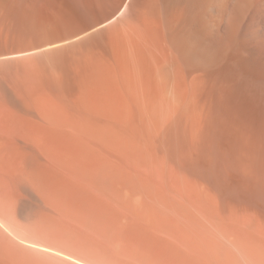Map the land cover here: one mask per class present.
I'll return each mask as SVG.
<instances>
[{
	"label": "bare ground",
	"instance_id": "6f19581e",
	"mask_svg": "<svg viewBox=\"0 0 264 264\" xmlns=\"http://www.w3.org/2000/svg\"><path fill=\"white\" fill-rule=\"evenodd\" d=\"M259 119L264 0H0V264L223 263Z\"/></svg>",
	"mask_w": 264,
	"mask_h": 264
},
{
	"label": "rangeland",
	"instance_id": "374dc122",
	"mask_svg": "<svg viewBox=\"0 0 264 264\" xmlns=\"http://www.w3.org/2000/svg\"><path fill=\"white\" fill-rule=\"evenodd\" d=\"M260 121V122H259ZM259 121L258 120H256V125L257 126H260L261 124V127H259V129H257V131L254 133V134H256V136L254 135L253 136V144H255L254 145V154H257V155H255L254 157H256V158H254L253 160H254V164H252L251 163V165L249 166V168L252 170H250V169H248V167H246L247 168V170L245 169V167H242V168H240L239 170L241 171V172H243V170L245 169L246 170V172L244 171L243 172V175L240 173V171H239V175L238 176H240L239 178H240V180L239 181H236L235 179H232V180H230L229 182H226L227 184H224V188H225V191H226V193H225V191H224V195H225V197H230V199L228 200H226V198H225V200H224V198H223V200L226 202L225 203V207H227V208H225V212H226V210H228L229 208L234 212V214H233V216L234 217H236L238 214L240 215H238L237 216V218H239V220H241V222L239 223V227L241 228V230H240V228H238L237 226H238V223H237V225L234 227V223H231L230 224V226L231 225H233V227H232V230H229V227H228V229H227V231H224V236H223V244H224V248H226L227 247V245H228V248L225 250V253H226V256H225V254H223L222 256H224L225 258L227 257V253H229V251L230 252H232L233 250H236L237 252H238V250L239 251H241V244H238V240H237V243H235V237L237 236V237H239L238 239H239V241H240V238L241 239H243V242L242 243H245V241H248V239H247V236L248 235H246L247 234V232L248 231H243V228L242 227H244V225L246 226V225H254V229H258L256 226H258V227H260L259 228V230L260 231H264V129L262 130L261 128H262V126H264V121L263 120H260L259 119ZM258 122V123H257ZM262 122V123H261ZM264 128V127H263ZM260 132V133H259ZM262 135V136H261ZM255 139V140H254ZM258 139V140H257ZM259 156V157H258ZM255 161H257V162H255ZM251 172H249V171ZM248 171V172H247ZM245 173L247 174H249V176H251V177H249L248 176V174H247V176L244 178V175H245ZM242 175V176H241ZM243 179H242V178ZM237 180H238V178H236ZM248 179H249V182H248ZM237 182V183H236ZM242 182V183H241ZM261 182V183H260ZM234 184V185H233ZM241 184H242V186H241ZM243 184H244V186H243ZM250 184V185H249ZM253 185V186H252ZM248 186V187H247ZM249 186H251V187H249ZM236 189H237V191H236ZM246 189V190H245ZM253 189V190H252ZM252 190V191H251ZM232 191V192H231ZM241 191V192H240ZM249 191V192H248ZM240 194H239V193ZM227 194V195H226ZM245 194V195H244ZM251 194V195H250ZM229 195V196H228ZM248 195V196H247ZM250 196V197H249ZM231 198H233V199H231ZM242 198V199H241ZM232 200H234V207H232V206H229V204L231 203H233V201ZM248 200H250V202L248 201ZM230 202L229 204H228V206H227V202ZM241 201V202H240ZM242 203H244V204H242ZM230 204V205H231ZM239 204V205H238ZM249 204H250V209H249V207H247V206H249ZM238 205V206H237ZM237 206V207H236ZM241 206H242V208H241ZM229 207V208H228ZM251 207H252V209H251ZM240 208V209H239ZM229 209V213L231 214V210ZM243 209V210H242ZM244 209H245V211H244ZM239 210H241V214H240V211ZM228 212H226V214L228 213ZM235 212H239L237 215L235 214ZM246 212V214H244ZM246 215V216H245ZM249 216V217H248ZM258 216V217H257ZM263 216V217H262ZM254 217H256V218H254ZM244 218V222H242V219ZM247 219V220H246ZM252 222H251V221ZM229 222V221H228ZM246 222H250V223H246ZM255 222H256V224H255ZM259 222V223H258ZM260 222H262V224L263 225H261L260 224ZM248 226H247V228L246 227H244V229L246 228V230H248ZM227 228V227H226ZM236 228H238V229H236ZM233 229H236V231L235 230H233ZM226 230V229H225ZM230 233V234H229ZM232 233H235V234H232ZM227 234H229V236H232L233 238H234V240L233 241H231V242H229L228 240L230 239V238H228L229 236L227 235ZM237 234V235H236ZM242 234V235H241ZM233 235H235V237L233 236ZM240 235V236H239ZM244 235H246V238H245V236ZM244 236V237H243ZM231 237V238H232ZM236 237V238H237ZM14 238V237H13ZM247 239V240H245V239ZM249 238V237H248ZM16 240H18V238H15ZM249 240H250V238H249ZM150 242V243H149ZM241 242V241H240ZM236 244H238V246L236 245ZM233 245V247H231ZM151 246V241L148 239V245L146 246V248L148 249L149 247ZM235 246H236V248H235ZM244 248H243V251H244V253L246 254V248H245V246H244V244L242 245ZM231 248V249H230ZM235 248V249H234ZM169 248H166L165 249V254L167 255V258L169 259V260H171V261H173V259H176V263H175V260H174V262H172L171 264H178L179 262V264H185L187 261L185 260V262H182V260L179 258V256L177 255V256H174L173 255V253L175 254L176 253V250L175 249H173V248H170L169 250H168ZM146 250V249H145ZM172 250H175L174 252H172ZM229 250V251H228ZM169 251H171L172 253H169ZM223 248H222V253H223ZM226 251H228V252H226ZM243 251H241V252H239V254L237 253V252H234V253H237L238 255V262L241 260L240 259V257L241 258H243V257H245V258H247V259H242L241 261V263H243L244 261V264H257L259 261H258V259H253V260H250L248 257H246V255H244L243 254V257H242V254H240V253H243ZM147 253L148 254H146L147 256H146V259L147 260H150L151 259V257L149 258V252L147 251ZM177 254V253H176ZM170 255V256H169ZM232 253H229L228 254V262H227V260L225 259V260H223V258H222V260H221V262H223V263H221V264H233L232 262L234 261H232L231 262V260L232 259H235V257H237V256H233L234 258H232ZM241 255V256H240ZM240 256V257H239ZM148 257V258H147ZM171 258V259H170ZM173 258V259H172ZM178 258L180 259V260H178ZM96 259V258H95ZM95 259L94 260H92V261H94L95 262ZM98 259V258H97ZM230 259V260H229ZM250 261H249V260ZM104 260V259H103ZM157 260H159V259H157ZM236 260V259H235ZM249 262H248V261ZM98 261V260H97ZM100 261H101V259L99 258V263L98 262H95L94 264H101L100 263ZM170 261V262H171ZM196 262H194V261H190V262H192V263H194V264H198L197 263V261L198 260H195ZM102 262V261H101ZM190 262L189 263H187V264H190ZM199 262V264H203V263H201L200 261H198ZM226 262V263H225ZM235 263H237V261H234ZM103 264H109L107 261L105 262H102ZM240 263V264H241ZM260 264L261 263H263L264 264V262L262 261H260L259 262ZM79 264V263H78ZM80 264H82V263H80ZM239 264V263H238Z\"/></svg>",
	"mask_w": 264,
	"mask_h": 264
}]
</instances>
